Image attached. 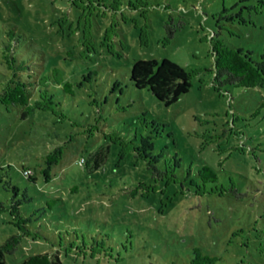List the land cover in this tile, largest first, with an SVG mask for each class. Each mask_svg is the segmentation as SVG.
Masks as SVG:
<instances>
[{
    "label": "rangeland",
    "instance_id": "rangeland-1",
    "mask_svg": "<svg viewBox=\"0 0 264 264\" xmlns=\"http://www.w3.org/2000/svg\"><path fill=\"white\" fill-rule=\"evenodd\" d=\"M105 2L0 0V27L23 31L44 68L72 84L51 87L55 113L20 119L0 105V243L19 231L12 207L35 234L5 264L44 251L62 264H264V86L219 88L211 72L214 35L264 68V7ZM164 57L192 71L170 105L130 79L135 60ZM57 146L62 157L48 164ZM135 147L177 181L155 180ZM203 164L216 181L202 182ZM33 170L35 182L22 173ZM139 182L149 186L133 197Z\"/></svg>",
    "mask_w": 264,
    "mask_h": 264
},
{
    "label": "trees",
    "instance_id": "trees-1",
    "mask_svg": "<svg viewBox=\"0 0 264 264\" xmlns=\"http://www.w3.org/2000/svg\"><path fill=\"white\" fill-rule=\"evenodd\" d=\"M256 1L260 8L264 7V0ZM94 2L98 6L106 5L105 0H94ZM74 4L77 5L75 2ZM141 4L145 5L144 2ZM129 6L136 8L135 3L131 1ZM252 7L257 9L255 5ZM27 40V35L13 24L12 27L8 28L0 27V105L7 109L18 107L20 119H25L35 110L55 113L59 102L54 99L52 86L55 88L61 85L64 90H72V84L64 79L63 74L57 68L54 71H48L44 68L41 49L29 47ZM211 41L213 56L211 72L214 86L219 88L225 85L264 86V68L253 59L249 51H245L241 47L230 46L215 35L211 37ZM191 76L192 71L167 57L160 60L156 58L137 59L130 68V79L133 85L137 88H148L165 105L177 101L181 94L189 90ZM135 149L137 154L146 160V169L150 171L155 180L166 179L167 183L177 181L178 176L173 169H168L167 166L160 168L157 166L158 159L153 156L149 157L144 149L143 153H140L137 147ZM146 149L152 148L147 146ZM62 154L63 147L57 146L46 154L45 161L48 164H55L62 157ZM22 173L31 182L37 180L36 172L28 171L25 174L22 171ZM198 176L204 183L214 182L218 178L213 168L207 164H203L199 168ZM195 183H198L195 179L190 180L191 185ZM147 186L149 185L145 182H139L130 191V195L133 197L138 195L140 188ZM197 186L199 189L198 184ZM141 194L144 195V193ZM50 200L53 201L55 198L46 201L49 206ZM12 214L19 231L9 235L0 243V264H5L6 254H13L17 250L23 236L35 235L34 229L29 226V219L20 212L19 206L17 210L12 207ZM40 233L43 234L41 229ZM205 257L209 261L213 260L209 255H205ZM17 264H62V261L58 253L52 256L49 252L44 251L30 254Z\"/></svg>",
    "mask_w": 264,
    "mask_h": 264
},
{
    "label": "built area",
    "instance_id": "built-area-1",
    "mask_svg": "<svg viewBox=\"0 0 264 264\" xmlns=\"http://www.w3.org/2000/svg\"><path fill=\"white\" fill-rule=\"evenodd\" d=\"M84 162V158H81L79 163L82 164Z\"/></svg>",
    "mask_w": 264,
    "mask_h": 264
}]
</instances>
